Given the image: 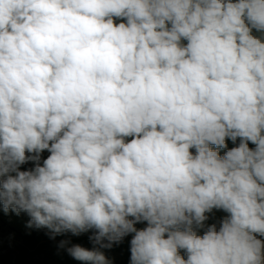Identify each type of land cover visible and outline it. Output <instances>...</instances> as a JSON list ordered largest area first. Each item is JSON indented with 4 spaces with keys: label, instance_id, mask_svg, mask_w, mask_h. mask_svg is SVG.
<instances>
[{
    "label": "clouds",
    "instance_id": "obj_1",
    "mask_svg": "<svg viewBox=\"0 0 264 264\" xmlns=\"http://www.w3.org/2000/svg\"><path fill=\"white\" fill-rule=\"evenodd\" d=\"M0 204L85 264H264V0H0Z\"/></svg>",
    "mask_w": 264,
    "mask_h": 264
},
{
    "label": "trees",
    "instance_id": "obj_2",
    "mask_svg": "<svg viewBox=\"0 0 264 264\" xmlns=\"http://www.w3.org/2000/svg\"><path fill=\"white\" fill-rule=\"evenodd\" d=\"M116 22L118 23L120 21ZM183 43L186 44L187 42L183 41ZM226 144L227 148L218 149L220 155H224L227 150L237 146L239 144V138L235 144L230 139L226 138ZM211 147L216 150L214 145ZM249 147L255 146L249 142ZM192 151L194 152L195 150L192 149ZM206 215L209 217V219L204 222V225L210 226L226 217L228 214L223 210L213 209L211 213H206ZM1 219L2 218H0V220ZM146 226V221L135 224L137 230L143 229ZM193 228H196L195 225ZM11 229L15 233L20 246L19 251L12 263L4 264H25L27 260H31L36 264H85V262L73 259L67 253L66 247L71 246V244H80L81 246L89 249L93 248V244L89 240V236L92 235L91 230L89 232L82 233L79 236H74L68 232L61 235H56L54 238H52L49 230L46 228L36 229L32 227L28 231L13 227H11ZM133 235L134 233L128 234L126 237H124L121 243L114 244L111 249H101V251L104 252L105 256L112 262V264H130V241ZM257 238L264 240V237L258 236ZM62 240H68L70 241V244L65 248H61L59 245ZM180 254L186 258L183 250H181Z\"/></svg>",
    "mask_w": 264,
    "mask_h": 264
},
{
    "label": "rangeland",
    "instance_id": "obj_3",
    "mask_svg": "<svg viewBox=\"0 0 264 264\" xmlns=\"http://www.w3.org/2000/svg\"><path fill=\"white\" fill-rule=\"evenodd\" d=\"M49 154L50 153L48 151L41 153L40 162H43V159H46ZM25 169H27V167L20 166V170L23 171ZM0 213L2 218L0 220V264L12 263L19 251L20 243L11 227L28 231L31 229L27 227V222L30 218L25 212H21L19 215L11 210L5 212L2 204H0ZM216 223L218 224V222ZM207 227L208 226L204 225L202 228H194V231H196L198 235H203ZM25 264L36 263L31 260H27Z\"/></svg>",
    "mask_w": 264,
    "mask_h": 264
},
{
    "label": "crops",
    "instance_id": "obj_4",
    "mask_svg": "<svg viewBox=\"0 0 264 264\" xmlns=\"http://www.w3.org/2000/svg\"><path fill=\"white\" fill-rule=\"evenodd\" d=\"M45 151H47V150H45ZM45 151H44V152H45ZM41 163H42V162H41ZM21 166H25V167H27V169H25V170H28V169H31L32 167H34V163L31 162V161H29L28 163L23 164V165H21ZM0 218H1V213H0Z\"/></svg>",
    "mask_w": 264,
    "mask_h": 264
}]
</instances>
